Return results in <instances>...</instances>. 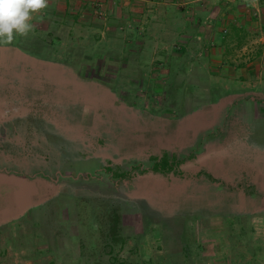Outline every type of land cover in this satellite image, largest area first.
<instances>
[{"label":"rangeland","instance_id":"rangeland-1","mask_svg":"<svg viewBox=\"0 0 264 264\" xmlns=\"http://www.w3.org/2000/svg\"><path fill=\"white\" fill-rule=\"evenodd\" d=\"M32 24L0 46V264H235L239 225L264 234V0H49Z\"/></svg>","mask_w":264,"mask_h":264},{"label":"trees","instance_id":"trees-1","mask_svg":"<svg viewBox=\"0 0 264 264\" xmlns=\"http://www.w3.org/2000/svg\"><path fill=\"white\" fill-rule=\"evenodd\" d=\"M237 28L235 23L232 25V29ZM223 32H227L226 30H224ZM179 168H180V161L179 159H177L176 156H169L167 155H163L162 157H158L155 158V161L153 163L152 166V170L156 171V172H161L163 174H167L169 172H174V173H178L179 172ZM110 172H113V176L115 178L118 179H126V178H131L133 177L131 171H123V172H119V171H114L112 168L108 169ZM210 175V174H208ZM11 196L8 197V196ZM78 199V196H76ZM9 198V200H14L15 196H14V192L12 193L9 189L6 188H1L0 187V199H1V203H0V210L3 209L4 206H6L5 201ZM79 201L81 202V210L84 214V221L86 222V225L89 229V231L91 232L92 235H98V239L103 238V236H106V232L109 231V233H111L112 235H115L118 232L119 226H120V222H121V217L119 215V213L117 212V210H114L112 212L109 213V216L106 215L104 212L100 213V206H98L97 204L93 203V200L88 197H80ZM94 210H96L94 213ZM98 216L99 221V227L97 230H91V227L88 225V222L91 218ZM108 216V221H105L104 219H107Z\"/></svg>","mask_w":264,"mask_h":264},{"label":"clouds","instance_id":"clouds-1","mask_svg":"<svg viewBox=\"0 0 264 264\" xmlns=\"http://www.w3.org/2000/svg\"><path fill=\"white\" fill-rule=\"evenodd\" d=\"M49 0H0V46L11 44L17 36L33 30L34 15L43 12Z\"/></svg>","mask_w":264,"mask_h":264},{"label":"crops","instance_id":"crops-1","mask_svg":"<svg viewBox=\"0 0 264 264\" xmlns=\"http://www.w3.org/2000/svg\"><path fill=\"white\" fill-rule=\"evenodd\" d=\"M235 230V229H234ZM252 234L249 243L244 244L241 226L236 229L238 247L233 250L235 264H264V234L259 231ZM263 240V241H262Z\"/></svg>","mask_w":264,"mask_h":264}]
</instances>
